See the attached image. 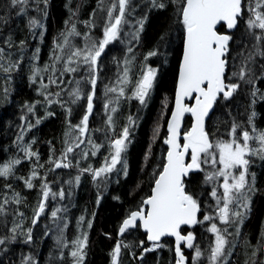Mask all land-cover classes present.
I'll list each match as a JSON object with an SVG mask.
<instances>
[{"label": "snow or ice", "instance_id": "6c2138e0", "mask_svg": "<svg viewBox=\"0 0 264 264\" xmlns=\"http://www.w3.org/2000/svg\"><path fill=\"white\" fill-rule=\"evenodd\" d=\"M29 3L0 0V11L4 13L0 15V26L13 14L24 15L29 33L35 38L39 30L42 40L48 0H32L40 18L28 16ZM137 8H141L140 16L134 15ZM153 10H170V23L137 66L134 48ZM69 13L64 30L53 37L49 59L43 65L38 63L39 46L29 49L24 39L15 41L10 30L7 36H0V73L6 85L3 99L9 97L13 74H21L25 65L29 83L37 84L36 92L43 97L42 101H25L22 105L24 114L19 117L22 124L16 137L22 155L0 163V178L4 180L0 186V252L8 256L12 244L33 245L51 234L56 254L53 256L50 250L49 264H64L65 259L69 264H86L88 230L93 220L78 216L75 235L69 239L67 207L54 203L48 212L46 202L71 198L73 188L87 173L99 204L112 177L127 176L128 149L140 113L152 99L162 69L169 67L172 87L161 99L141 165V171H145L151 163L149 190L125 209L115 236L104 233L114 240L109 264H122L125 254L144 264L146 253L164 248L172 254L169 264H237L234 257L239 254L245 257L242 264H264V228L255 245L246 235L241 239V226L251 213L252 196L257 191L251 166L254 158L264 161V128L255 123L257 99L264 101V92L258 87V83H264V0H143L135 6L133 0H97L86 20L79 21L72 9ZM78 23L84 31L78 29ZM96 29L101 35L95 34ZM117 43L123 47L122 54L109 56L107 50ZM150 58L154 60L150 62ZM109 64L115 65L114 79L103 76ZM52 86L55 92L50 91ZM241 95L249 103L243 106V113L237 104L233 115L234 102ZM97 100L102 101L101 124L90 128ZM133 101L136 112L129 110L120 125L117 116L121 105L127 102L131 108ZM53 104L66 114L63 148L56 156L49 141L47 161L41 163L39 153L32 149L35 138L24 141V133L34 127L26 117L30 114L39 124L44 117L55 115L46 110ZM37 105L45 107L44 117L36 116ZM74 106H82L77 123L70 119ZM218 111L229 119L222 120ZM242 115L246 119H240ZM157 143L160 150L155 153L153 145ZM105 146L107 152L100 165L89 163ZM22 160L31 167L26 176H17L15 170ZM82 162L87 166L81 167ZM72 168L76 175L54 191V182L47 179L49 173ZM13 179L22 181L26 189H34V181H39L38 200L30 220L21 210L26 198L8 182ZM42 215L50 224H45L37 236L34 226H38ZM195 226L202 230L199 236ZM238 248L243 253H238ZM0 264L6 262L0 259ZM19 264L38 261L32 252H21Z\"/></svg>", "mask_w": 264, "mask_h": 264}, {"label": "trees", "instance_id": "16d2710c", "mask_svg": "<svg viewBox=\"0 0 264 264\" xmlns=\"http://www.w3.org/2000/svg\"><path fill=\"white\" fill-rule=\"evenodd\" d=\"M143 0H133V5L142 4ZM97 0H48L47 16L43 18L45 25V32L42 40L39 38V30L36 31L35 38L29 33L27 27V17L24 15L17 16L13 14L10 19L12 22L6 23V26H0V36H7L9 30L12 33L13 39L19 41L24 39L27 47L33 49L37 46L40 48V59L38 63L43 65L49 59V51L52 46V40L54 36L64 30V21L69 18V9L77 12V18L79 21L88 19L93 9L96 8ZM43 8V4L40 5ZM18 10V9H17ZM3 14V11H0ZM141 8H137L134 13L135 16H140ZM28 16H37L40 18V14L35 11V6L30 0L28 7ZM170 10L168 12L161 13L160 11L153 10L149 13L148 19L145 22V27L140 36V43L134 48V53L138 56L137 66L139 60L143 59V54L146 53L155 43L157 37L170 23ZM78 29L82 32L85 29L82 24L78 23ZM127 30V29H125ZM97 36L101 35L99 29L94 30ZM79 42V38H77ZM109 56L112 54L121 55L123 47L118 43L114 48L111 46L107 50ZM31 55V53H28ZM15 58V57H14ZM171 59V58H170ZM154 58H150L152 62ZM105 61H108V57H105ZM174 62V61H173ZM116 72L115 65L109 64L105 69L103 76L112 77ZM4 81V74L0 73ZM28 68L25 65L24 71L19 74H13V79L10 82V94L8 99L0 104V163H3L9 157L19 158L22 154L18 151L19 141H16L17 134L20 132V126L22 122L19 117L24 114L22 105L25 101H42L43 97L36 92L37 84H30L28 79ZM65 83H67V77H65ZM104 83H108L107 79H104ZM5 84V81H4ZM3 84V85H4ZM6 86V85H5ZM172 87V75L171 69L165 67L162 69L159 82L156 91L153 93L152 99L149 101L147 107L140 113V119L138 125L135 128L132 136V143L128 149V163L129 169L127 176L123 174L119 177L113 176L112 182L108 185L107 189L103 191L100 203H96L97 190L93 186L91 177L85 173L81 176L79 186L73 188V194L71 198L67 196L63 201L53 202L49 199L47 203L46 211L50 212L54 203L63 204L67 207V213L69 219V227L66 230V235L71 239L75 235L76 218L80 215H85L86 218L93 220V225L89 229V243L86 256V264H109L110 257L109 251L114 243V240L108 239L104 233H111L115 236V229L118 221L121 219L125 212V209L129 205L134 204L140 200L142 196L149 190L148 171L151 170V163L146 166L145 171H141V165L143 164L144 152L148 147L149 137L151 135V127L153 121L157 116V112L160 109V102L162 97L169 93ZM103 85L98 88V95L102 92ZM262 89V87H260ZM57 89L55 86L50 88V91L55 92ZM263 92V91H262ZM242 96V95H241ZM241 96L237 97V100L233 105V115L236 114V105L241 107L239 112L245 111L244 105H247L249 100L246 98V102L242 101ZM86 103V101L84 102ZM135 101L132 102L131 108L127 102L121 105L122 111L117 116V121L120 125L123 124V118L131 110L132 113L136 112ZM46 110L51 113H55L54 116L44 117L45 107L37 105L36 116L44 117L39 124L35 123V117L30 114L26 117V120L31 121L34 127L24 133V141H32L35 138V142L32 145L33 151H37L41 157V163L47 161L49 154V141L55 149V155L59 156L61 149L63 148V133L65 130V112L59 105H48ZM255 111L257 116L255 123L259 128H264V101L257 99L255 105ZM83 114L82 106H74L72 116L70 117L72 123H77L80 116ZM102 101H95V113L90 116L89 127L96 128L101 124ZM217 115L221 116L222 120H228L229 117L226 114L217 112ZM240 119H246V115L239 117ZM27 127V124H23ZM16 141V143H13ZM99 142V140H97ZM160 150L159 143L153 145V151L158 153ZM107 152V148L101 150L96 158H90L89 163L98 167L103 161V157ZM87 164L81 163V167H86ZM30 163L27 160H22L21 164L16 167L17 176H26ZM49 165L45 164V168ZM251 171L256 174V189L257 191L252 196L251 213L241 226L242 236L246 235L252 245L256 244L257 237L259 236L261 229L264 228V161L254 158V163L251 166ZM43 175V170H41ZM76 175V169H57L55 172H50L47 179L53 181V190H58L61 183L64 180L69 179ZM60 180L57 182L56 178ZM118 179V183L116 182ZM9 183L13 184V187L26 198L24 204L21 206V210L25 215L31 218L32 208L36 205L38 200L39 181L34 183L36 187L34 189H26L23 187V182L18 180H9ZM4 183L3 178H0V186ZM140 187H137V185ZM67 190L68 186L64 185ZM3 190L0 187V196H2ZM114 196H118L120 199H113ZM24 205H27L26 207ZM261 207V209H260ZM95 213L92 216V213ZM45 224H50L47 216H42L38 222V226H34V232L39 236L44 229ZM25 227L28 226V221H25ZM197 236L202 231L199 226H195ZM229 231H233L232 227H229ZM2 234V233H0ZM211 238V234H207ZM12 251L8 256H4L3 252H0V259H3L6 264L9 261L14 264H19L20 253L32 252L38 261V264H49L50 257L49 252L52 250L53 256H55V250L53 249V240L51 234L49 236L38 239V242L33 245H23L21 243H14L11 246ZM250 252L251 249L249 248ZM238 253H243L242 248L237 249ZM139 255V251H137ZM171 255L167 248L157 250L145 254L144 264H169ZM237 264H242L245 259L243 254L236 255L234 257ZM64 264H69V261L65 259ZM122 264H140L139 261H132L126 254L122 259Z\"/></svg>", "mask_w": 264, "mask_h": 264}, {"label": "rangeland", "instance_id": "374dc122", "mask_svg": "<svg viewBox=\"0 0 264 264\" xmlns=\"http://www.w3.org/2000/svg\"><path fill=\"white\" fill-rule=\"evenodd\" d=\"M18 11V10H17ZM0 15H3V14H0ZM12 20L11 19H9L6 23H9V22H11ZM6 23H3V25L2 26H6ZM1 29V28H0ZM2 36V35H1ZM4 84V81H3V79H2V76L0 75V104H2L3 102L5 103V100L3 99V89H4V87H5V84ZM43 216V215H42Z\"/></svg>", "mask_w": 264, "mask_h": 264}, {"label": "flooded vegetation", "instance_id": "af4514ba", "mask_svg": "<svg viewBox=\"0 0 264 264\" xmlns=\"http://www.w3.org/2000/svg\"><path fill=\"white\" fill-rule=\"evenodd\" d=\"M258 87L259 88L262 87L261 91L264 92V83H258ZM241 98H242V101H245L246 102V98L243 95L241 96Z\"/></svg>", "mask_w": 264, "mask_h": 264}, {"label": "bare ground", "instance_id": "6f19581e", "mask_svg": "<svg viewBox=\"0 0 264 264\" xmlns=\"http://www.w3.org/2000/svg\"><path fill=\"white\" fill-rule=\"evenodd\" d=\"M4 14V13H3ZM12 22V21H11ZM242 99V98H241ZM260 209H261V207H260Z\"/></svg>", "mask_w": 264, "mask_h": 264}]
</instances>
